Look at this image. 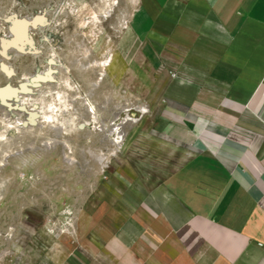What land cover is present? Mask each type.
Segmentation results:
<instances>
[{"label":"rangeland","instance_id":"1","mask_svg":"<svg viewBox=\"0 0 264 264\" xmlns=\"http://www.w3.org/2000/svg\"><path fill=\"white\" fill-rule=\"evenodd\" d=\"M141 2L0 0V88L51 75L0 98V264H111L134 242L172 152L145 138L147 114L113 142L125 110H149L120 100L114 72Z\"/></svg>","mask_w":264,"mask_h":264},{"label":"crops","instance_id":"2","mask_svg":"<svg viewBox=\"0 0 264 264\" xmlns=\"http://www.w3.org/2000/svg\"><path fill=\"white\" fill-rule=\"evenodd\" d=\"M127 34L120 100L172 152L111 264H264V0H142Z\"/></svg>","mask_w":264,"mask_h":264},{"label":"built area","instance_id":"3","mask_svg":"<svg viewBox=\"0 0 264 264\" xmlns=\"http://www.w3.org/2000/svg\"><path fill=\"white\" fill-rule=\"evenodd\" d=\"M171 77L172 78H175L176 75L174 73L171 74ZM127 111V115H125V118L122 120V122H118V120H115L111 123V125L113 126V129H112V133L114 135V139H113V142L116 144V145H119L121 142H122V133H121V129L123 127V125L125 124H136L138 123L141 118L148 113V110L145 109L144 107H142V105H139L137 106L136 108H134L133 110H125ZM133 112V113H131ZM89 113L91 114V118L93 119V126L94 124H96L95 122V114H94V111H92L91 109H89ZM82 126H80L81 128ZM96 128L100 129L102 128L101 125L97 124L96 125ZM118 128L119 130V134L117 135L116 134V129Z\"/></svg>","mask_w":264,"mask_h":264},{"label":"bare ground","instance_id":"4","mask_svg":"<svg viewBox=\"0 0 264 264\" xmlns=\"http://www.w3.org/2000/svg\"><path fill=\"white\" fill-rule=\"evenodd\" d=\"M21 26L23 28H25L27 26V24L22 23ZM5 72H6L7 75L9 74L7 72V70ZM50 78H51L50 73H47V74H43V75H37V76H35L32 79L30 78L26 83H24V84L21 85L22 86L21 88H12L10 86L0 88V98L4 101L6 98H11L13 95H17L18 96L19 93H21V91H27L28 90L27 88L28 87H33L32 85H34L35 83H37V82H46V81L48 82V80ZM102 160H103V158L100 156L99 157V161H102Z\"/></svg>","mask_w":264,"mask_h":264},{"label":"water","instance_id":"5","mask_svg":"<svg viewBox=\"0 0 264 264\" xmlns=\"http://www.w3.org/2000/svg\"><path fill=\"white\" fill-rule=\"evenodd\" d=\"M22 92V91H21ZM13 96H15V95H13Z\"/></svg>","mask_w":264,"mask_h":264}]
</instances>
